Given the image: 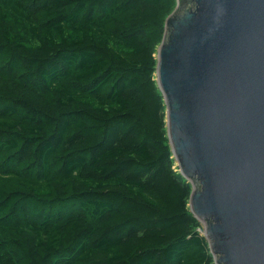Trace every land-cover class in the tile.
Wrapping results in <instances>:
<instances>
[{
    "label": "trees",
    "instance_id": "1",
    "mask_svg": "<svg viewBox=\"0 0 264 264\" xmlns=\"http://www.w3.org/2000/svg\"><path fill=\"white\" fill-rule=\"evenodd\" d=\"M175 0H0V264H214L168 144Z\"/></svg>",
    "mask_w": 264,
    "mask_h": 264
},
{
    "label": "water",
    "instance_id": "2",
    "mask_svg": "<svg viewBox=\"0 0 264 264\" xmlns=\"http://www.w3.org/2000/svg\"><path fill=\"white\" fill-rule=\"evenodd\" d=\"M156 50L168 144L214 264H264V0H175Z\"/></svg>",
    "mask_w": 264,
    "mask_h": 264
},
{
    "label": "rangeland",
    "instance_id": "3",
    "mask_svg": "<svg viewBox=\"0 0 264 264\" xmlns=\"http://www.w3.org/2000/svg\"><path fill=\"white\" fill-rule=\"evenodd\" d=\"M157 50V49H156ZM175 165H176V163H175ZM202 227V226H201ZM200 232H201V235H202V232H203V228H202V230H200Z\"/></svg>",
    "mask_w": 264,
    "mask_h": 264
}]
</instances>
